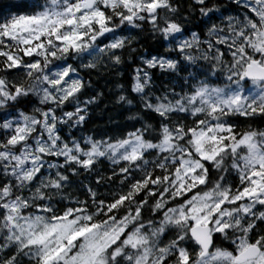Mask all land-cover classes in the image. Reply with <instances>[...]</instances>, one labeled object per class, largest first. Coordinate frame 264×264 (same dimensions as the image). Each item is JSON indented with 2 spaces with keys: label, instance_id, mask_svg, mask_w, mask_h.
<instances>
[{
  "label": "snow or ice",
  "instance_id": "6c2138e0",
  "mask_svg": "<svg viewBox=\"0 0 264 264\" xmlns=\"http://www.w3.org/2000/svg\"><path fill=\"white\" fill-rule=\"evenodd\" d=\"M145 31L165 51L120 83ZM101 69L130 115L90 135ZM241 117L264 120V0L0 8V264H264V128Z\"/></svg>",
  "mask_w": 264,
  "mask_h": 264
},
{
  "label": "trees",
  "instance_id": "16d2710c",
  "mask_svg": "<svg viewBox=\"0 0 264 264\" xmlns=\"http://www.w3.org/2000/svg\"><path fill=\"white\" fill-rule=\"evenodd\" d=\"M22 0H0V8L10 4V3H21ZM183 6L187 7L191 0H180ZM217 2L221 4H226L227 0H217ZM193 31H200L203 25L200 24V18L198 13H194L190 17V23L188 25ZM135 35V34H134ZM133 47L137 49L136 53L133 54L134 63L131 66H125L120 69V72L123 75L119 78L120 83H126L130 81V77L132 74V68L137 66L140 55H156L157 51L163 54L166 46H161L158 38L152 36L147 31L140 33L137 35V42L133 44ZM82 75H85V79H88V75L86 72H82ZM91 79L93 81V85L95 88V92L89 90L86 93V96L95 95V93H103L102 96H99L95 105L90 107V117L84 126V131L90 135H97L101 132H114L118 131L119 127L125 125L127 117L130 113L126 110L127 106L121 107L117 103H115V89L113 88L112 77L107 74L104 69L99 70V72H93L91 74ZM168 76L167 74H161L157 69L155 70L153 85L155 89H162L165 85L168 84ZM179 91V89H177ZM31 102L28 104L29 108L32 103H35V98H30ZM27 103V102H22ZM240 123L242 126L247 127L248 124H251L256 128H264V120L260 118H256L255 120L245 121L243 117L240 118ZM139 126V125H137ZM100 169V175L104 177L111 176V171L107 167L106 164L98 166ZM96 175L89 176L88 174H84L78 179L83 182L84 185H91L94 189L96 188L95 180ZM114 182L109 184L107 180L96 189L100 194H107L109 189H114L119 184L118 178H113ZM83 198V197H81ZM224 246H227L226 244Z\"/></svg>",
  "mask_w": 264,
  "mask_h": 264
},
{
  "label": "rangeland",
  "instance_id": "374dc122",
  "mask_svg": "<svg viewBox=\"0 0 264 264\" xmlns=\"http://www.w3.org/2000/svg\"><path fill=\"white\" fill-rule=\"evenodd\" d=\"M37 103V102H36Z\"/></svg>",
  "mask_w": 264,
  "mask_h": 264
}]
</instances>
